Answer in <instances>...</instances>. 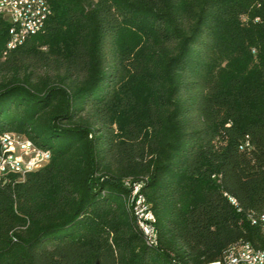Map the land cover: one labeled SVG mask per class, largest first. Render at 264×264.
I'll list each match as a JSON object with an SVG mask.
<instances>
[{"label": "trees", "instance_id": "obj_1", "mask_svg": "<svg viewBox=\"0 0 264 264\" xmlns=\"http://www.w3.org/2000/svg\"><path fill=\"white\" fill-rule=\"evenodd\" d=\"M6 51L0 136L49 164L0 185V264H214L264 250V0H49ZM153 216L148 244L131 190Z\"/></svg>", "mask_w": 264, "mask_h": 264}, {"label": "built area", "instance_id": "obj_2", "mask_svg": "<svg viewBox=\"0 0 264 264\" xmlns=\"http://www.w3.org/2000/svg\"><path fill=\"white\" fill-rule=\"evenodd\" d=\"M52 16L49 0H0V25L7 29L6 51H11L25 42V35L40 34ZM50 156L34 149L22 136H0V185L10 182L11 176L18 180L49 164ZM124 185L133 190V204L147 236L148 244H155L148 220V205L140 196L141 183L132 181ZM262 235H264V230ZM214 264H264V253H253V247L239 243L226 254L221 263Z\"/></svg>", "mask_w": 264, "mask_h": 264}, {"label": "bare ground", "instance_id": "obj_3", "mask_svg": "<svg viewBox=\"0 0 264 264\" xmlns=\"http://www.w3.org/2000/svg\"><path fill=\"white\" fill-rule=\"evenodd\" d=\"M32 37V35H25V42L29 39V38H31ZM23 138V141H28V144H30L31 146H32V144L29 142V140H27L26 138H24V137H22ZM33 147V146H32ZM34 149H36L35 147H33ZM36 150H38V149H36ZM38 151H40V152H43V153H46L47 154V156H50V154L48 153V152H45V151H41V150H38ZM127 182H129V181H127ZM126 186V185H125ZM128 189H129V187L128 186H126ZM129 190H131V189H129ZM141 190H142V184H141V188H140V196H141V198H143L142 197V195H141ZM131 195H132V200H133V190H131ZM134 214H135V216L138 218V220H139V222H140V219H139V217L137 216V211H136V209H135V207H134ZM148 220H149V223H151V222H153V216H152V214H151V212L149 211V209H148ZM259 223H260V226H261V230H264V214H262L261 215V217H260V219H259ZM140 229H141V231L143 232V226L140 224ZM152 230V229H151ZM152 233H153V231H152ZM236 245H238V244H236ZM236 245H233V246H231L228 250H227V252L225 253V256H226V254H228V252L229 251H231V249H233V247L234 246H236ZM253 253H264V250H255V249H253Z\"/></svg>", "mask_w": 264, "mask_h": 264}]
</instances>
